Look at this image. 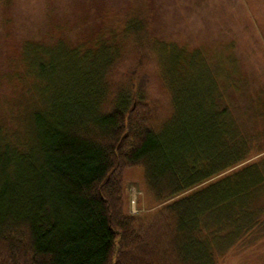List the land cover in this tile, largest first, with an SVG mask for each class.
I'll use <instances>...</instances> for the list:
<instances>
[{
  "label": "trees",
  "instance_id": "obj_1",
  "mask_svg": "<svg viewBox=\"0 0 264 264\" xmlns=\"http://www.w3.org/2000/svg\"><path fill=\"white\" fill-rule=\"evenodd\" d=\"M131 7L10 58L0 264H230L264 246V155L249 160L264 100L205 49L157 38L155 0ZM133 168L160 209L149 224L131 214Z\"/></svg>",
  "mask_w": 264,
  "mask_h": 264
},
{
  "label": "rangeland",
  "instance_id": "obj_2",
  "mask_svg": "<svg viewBox=\"0 0 264 264\" xmlns=\"http://www.w3.org/2000/svg\"><path fill=\"white\" fill-rule=\"evenodd\" d=\"M135 1L9 0L0 10V103L14 93L12 83L3 78L12 73L10 58L23 44L48 41L51 36L53 43L61 35L84 42L100 28H118L127 21ZM155 4L157 38L205 49L216 63L212 73L233 74L248 94L264 100V0H155ZM252 121L249 114L248 124ZM255 128L251 162L264 155L260 152L264 150V122L258 121ZM126 177L131 214L151 223L160 209L153 208L146 193L143 169H129ZM230 264H264V246L236 256Z\"/></svg>",
  "mask_w": 264,
  "mask_h": 264
}]
</instances>
